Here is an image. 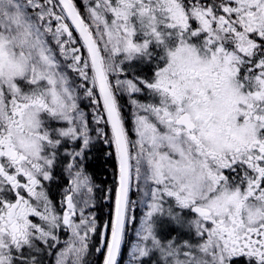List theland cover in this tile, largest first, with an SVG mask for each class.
I'll return each instance as SVG.
<instances>
[{
	"label": "snow or ice",
	"instance_id": "1",
	"mask_svg": "<svg viewBox=\"0 0 264 264\" xmlns=\"http://www.w3.org/2000/svg\"><path fill=\"white\" fill-rule=\"evenodd\" d=\"M0 264H264V0H0Z\"/></svg>",
	"mask_w": 264,
	"mask_h": 264
}]
</instances>
